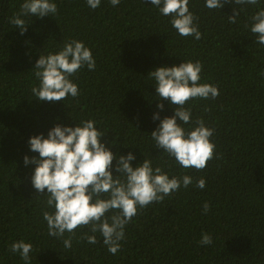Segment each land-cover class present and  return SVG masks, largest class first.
Masks as SVG:
<instances>
[{"label": "trees", "instance_id": "trees-1", "mask_svg": "<svg viewBox=\"0 0 264 264\" xmlns=\"http://www.w3.org/2000/svg\"><path fill=\"white\" fill-rule=\"evenodd\" d=\"M50 2L57 5L56 14L20 17L28 25L21 35L10 19L24 0H0V264H25L9 250L20 240L33 246L30 264H264V45L250 30L264 0L256 5L233 0L222 9L189 0L200 40L179 35L171 17L161 15L150 0H120L116 6L101 0L96 9L87 0ZM233 8L243 10L236 23H229ZM72 40L91 50L95 69L85 65L70 77L77 97L39 101L32 93L40 84L36 62ZM187 61H199V83L215 85L220 93L215 99L189 100L191 122H181L186 131L197 119L215 129L210 138L215 155L203 170L183 168L150 135L177 106L160 101L149 73ZM157 113L160 119L153 120ZM87 120L96 122L105 134L101 143L114 154L135 156L134 168L148 159L169 178H193L187 188L181 184L162 202L139 210L114 255L90 226L75 230L71 248L63 243L69 233L48 235L42 212L55 208L47 206V189L40 194L32 185L36 165L24 164L25 156L39 157L30 150V138H47L57 124L74 128ZM115 167L114 160L113 176L119 175ZM201 178L203 189L195 186ZM205 203L210 205L206 214ZM202 233L212 236L211 245L199 243ZM85 234L98 242L89 244L81 238Z\"/></svg>", "mask_w": 264, "mask_h": 264}, {"label": "clouds", "instance_id": "clouds-1", "mask_svg": "<svg viewBox=\"0 0 264 264\" xmlns=\"http://www.w3.org/2000/svg\"><path fill=\"white\" fill-rule=\"evenodd\" d=\"M233 0H206L208 9H222ZM113 6L120 0H110ZM151 5L159 9L161 15L171 17L170 23L183 37L192 36L196 40L202 38L197 17L189 10V0H150ZM258 0H234L235 5H256ZM90 8L96 9L101 0H87ZM20 12L10 19L20 34L27 31V24L22 16L43 18L56 14L57 5L50 0H24ZM243 9L233 8V15L228 16L229 23H236V18ZM251 32L256 34V43L264 45V10L257 12L252 18ZM95 69V59L91 50L82 41L72 40L65 43L63 49L56 54L40 56L34 72L39 87H33L32 93L39 101L59 102L70 95H79L78 86L70 77L82 67ZM203 65L199 62L187 61L179 66L159 67L148 76L156 81V93L160 101L169 100L174 109L172 117H165L160 125L150 135L156 146L162 149L183 168L203 170L207 162L215 155L216 145L211 142L215 129L205 126L202 119L195 121L191 131L181 126L191 122V109L185 105L195 98L215 99L219 96L217 86L200 84ZM264 74V73H262ZM157 107L163 110V103ZM160 119L154 114L153 120ZM179 121V123H178ZM95 121H82L80 125L65 127L57 124L44 138L43 134L30 138L32 152L39 157L31 160L25 156L24 164H35L31 178L33 187L43 194L47 189V206L55 208V212H42L47 222L48 235L62 238L65 232L68 239L63 241L65 248L72 247L75 230L90 226L93 233L99 232L109 253L116 254L121 249V241L125 239V227L139 210L147 208L152 203H160L165 197L179 191L181 184L187 188L193 183V178L187 175L169 178L159 167H152V161L145 159L135 168L131 162L135 156L129 152L127 156L114 154L109 147L101 143L105 134L95 127ZM116 161L113 176V161ZM124 177V179H121ZM204 179L196 182V187L203 189ZM108 194V198H101ZM118 210L108 217L106 214ZM210 205L205 203L203 211L206 214ZM89 244H96V237L84 235ZM213 238L208 233L201 234V245H211ZM10 252L19 253L25 264H30L29 253L33 251L30 243L23 240L14 242Z\"/></svg>", "mask_w": 264, "mask_h": 264}]
</instances>
